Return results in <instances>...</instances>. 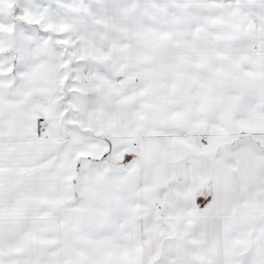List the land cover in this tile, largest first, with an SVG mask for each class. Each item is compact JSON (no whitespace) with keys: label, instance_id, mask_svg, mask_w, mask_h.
<instances>
[{"label":"snow or ice","instance_id":"obj_1","mask_svg":"<svg viewBox=\"0 0 264 264\" xmlns=\"http://www.w3.org/2000/svg\"><path fill=\"white\" fill-rule=\"evenodd\" d=\"M0 264H264V0H0Z\"/></svg>","mask_w":264,"mask_h":264}]
</instances>
